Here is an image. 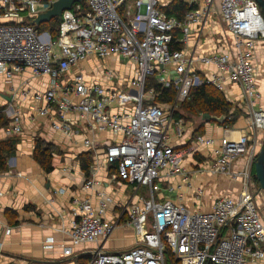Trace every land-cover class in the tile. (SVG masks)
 I'll return each mask as SVG.
<instances>
[{"label": "built area", "instance_id": "obj_1", "mask_svg": "<svg viewBox=\"0 0 264 264\" xmlns=\"http://www.w3.org/2000/svg\"><path fill=\"white\" fill-rule=\"evenodd\" d=\"M54 1L0 0V74L11 78L29 68L36 75L51 76V85L31 96L32 102H44L36 109L38 116L50 120L56 111H72L79 120L95 123L97 133H109V140L102 142V161L114 166L112 177L129 184L136 197L122 207L124 222L136 239L122 251L91 250L94 252L87 264H264V218L251 188L249 160L254 155L246 132L234 137L226 129L207 168L212 174L240 181L237 197L217 195L210 210L192 211L179 200L162 195L171 190L167 183L172 177L183 175V154L174 141L182 129L172 133L170 126L173 110L192 87L204 83L224 91L227 82L238 84L249 106L247 127L264 131V108L260 105L264 94L257 88L260 64L256 54L259 44H264V17L255 1L204 0L207 11L212 3L217 4L232 42L227 51L197 57L171 47L179 41L173 31L181 30L185 41L189 26L199 21L204 9L186 12L180 22L164 16L157 0H82L61 12L53 39L48 30L39 31L24 20L33 19ZM184 2L191 5L194 0ZM112 54L135 66L128 92L86 84L81 73L58 83L59 76L81 62ZM199 66L212 70L201 73ZM153 75L163 87L174 84L176 97L170 110L154 102V88L145 89L147 77ZM60 90L65 97H58ZM110 103H117L120 111L111 112ZM13 107L2 108L0 113L9 120L8 134L16 135L22 130V116ZM67 124L73 122L51 119L52 127L65 133ZM95 142L86 137L83 145L95 149ZM197 142L209 145L213 141L198 137ZM240 156L248 157L249 162L234 171L232 163ZM94 184L88 178L82 188L91 190ZM142 188L147 195H141ZM99 196L96 206L89 198L71 199L75 210L62 230L69 242L61 244L63 256L73 255V247L108 238L120 224L104 217L112 198ZM53 245L54 239L49 237L44 248Z\"/></svg>", "mask_w": 264, "mask_h": 264}, {"label": "crops", "instance_id": "obj_2", "mask_svg": "<svg viewBox=\"0 0 264 264\" xmlns=\"http://www.w3.org/2000/svg\"><path fill=\"white\" fill-rule=\"evenodd\" d=\"M171 1L167 0L163 3L162 0H157V6H165ZM193 3L197 5L198 11L205 8L204 0H194ZM213 7L218 12L219 21L225 26L217 4L212 3L208 11L203 10L205 12L201 14L199 21L189 26L185 41L181 30L173 31V35L175 32L179 35L175 39L179 40L177 43L182 44L180 50L186 55L197 57L212 52H224L230 48V43L224 39V33L210 24L209 17ZM226 34L231 40L227 29ZM260 48L262 47L258 46L257 50ZM125 62L129 65L122 72ZM261 65L257 75V88L264 94V72ZM209 68L199 66L201 73L208 71ZM134 70L135 66L132 62L112 54L100 60L90 58L83 61L78 66L72 67L67 74L59 76L57 81L63 84L74 74L81 73L86 84L98 83L106 90L118 89L128 92L130 88L127 84L135 73ZM211 70L212 68L209 71ZM150 77H147L148 80ZM154 77L157 80L156 76ZM51 83V76L36 75L29 68L23 69L11 78H5L0 74V108L14 106L22 116V130L19 134H8L6 129L9 121L5 126L0 125V141L9 138L14 141V151L5 162L6 168L0 170V264H80L78 261L80 256L91 257L89 254H83L85 250L101 248L109 252L122 251L132 245L136 239L133 229L126 221L124 222L126 214L122 212V207L134 201L136 197L132 196L129 184L120 183L112 177L114 166H107L102 161L101 146L103 141L109 140V133H97L95 123L79 120L78 114L72 111H56L51 118L73 122L72 125L67 124V133L54 129L51 119L37 115V107L44 105V102H32V93L45 91ZM224 87L222 92L227 100L231 102L233 108L241 112L236 122L232 126L225 127L214 121H202L200 118L201 130L195 139H190L182 133L174 138L183 154L181 161L183 175L172 177L167 183L171 190L164 191L173 193V197L170 198L179 200L192 211L210 210L215 196L237 197L241 190L240 181L231 180L227 175L212 174L207 171L213 159V150L219 146V140L226 129H230L234 137L243 132L250 136V148L254 155V158L249 160L251 174L254 159L264 144V131H254L247 127L249 106L241 87L232 82H227ZM69 96L73 97L72 94ZM58 97H65L63 91L58 92ZM173 104L160 106L164 110H170ZM260 105L264 108V101ZM108 106L113 113L120 111L117 103H110ZM173 122L170 126L172 133L178 128L181 129L177 122ZM90 124L94 126L90 128ZM86 137L96 139L93 145L96 146L95 149L85 148L83 140ZM198 137L213 142L209 145L201 144L197 142ZM37 139L51 144L54 148L53 170L49 173L45 172L33 158V148ZM110 139L115 141L114 136ZM85 155L90 159L88 175H85L80 168V157ZM247 159L248 157L240 156L232 163V169L241 170L246 161L249 162ZM88 178L95 182L91 190L82 188L83 182ZM254 184L256 189L258 188L256 192L253 189ZM251 188L255 195V203L264 218V193L253 179ZM99 195H109L112 198V203L104 217L120 221V224L108 238L73 247L75 251L73 255L63 256L61 244L66 246L69 242L62 230L68 226L75 210L71 199L89 198L90 203L96 206ZM141 195H147L145 188L141 189ZM8 229L9 231L6 232ZM49 237L54 239V245L51 249H45V240Z\"/></svg>", "mask_w": 264, "mask_h": 264}, {"label": "trees", "instance_id": "obj_3", "mask_svg": "<svg viewBox=\"0 0 264 264\" xmlns=\"http://www.w3.org/2000/svg\"><path fill=\"white\" fill-rule=\"evenodd\" d=\"M46 1V0H44ZM160 12L163 13L166 17H173L177 21H183L186 12L197 10L198 7L196 4L188 5L183 0H172L169 4L158 7ZM262 16L264 14L260 11ZM25 23H29L32 21L30 17H25ZM60 18H55L48 22V24L43 25H34L36 29L39 31L44 30V27H48V30L53 39H55L57 35V28L59 24ZM43 25V26H42ZM174 34V33H173ZM179 36L176 32L174 38ZM173 45V47H172ZM171 47L180 49L182 48L181 43H173ZM146 79L145 82V89H148L152 86L156 92V97L154 102L158 105H172L175 102L176 97V89L174 88V84H171L168 87H163L160 82H157L154 75ZM183 102V101H182ZM180 103V102H179ZM186 111L192 115L200 116L204 112H208L210 115L213 116H223V123L222 125L225 127L232 126L237 118L240 116V111L236 108H233L230 101L227 100L226 96L223 94L222 91L216 90L213 86L207 84H200L197 86L192 87L189 90L187 98L182 103ZM2 108H0L1 110ZM178 115H176V119ZM173 118V117H172ZM8 118H6L3 114L0 113V125L5 126L8 124ZM53 146L49 143L41 139H37L34 144L33 148V158L34 160L41 166V168L49 173L53 170L52 167V153H53ZM14 151V141L12 139H6L0 141V170L6 168L5 162L7 158L12 155ZM90 165V159L88 155L80 157V168L85 175H88ZM252 179L258 185L256 178L254 177V168L252 169ZM90 260V256H80L78 261L80 264H86L87 261Z\"/></svg>", "mask_w": 264, "mask_h": 264}, {"label": "rangeland", "instance_id": "obj_4", "mask_svg": "<svg viewBox=\"0 0 264 264\" xmlns=\"http://www.w3.org/2000/svg\"><path fill=\"white\" fill-rule=\"evenodd\" d=\"M162 1H163V3H165L167 0H162ZM46 10L47 9L40 10L38 12V14L43 13ZM55 18H59V17H55ZM55 18H53V19H55ZM53 19H51V20H53ZM209 21H210V24L212 26L216 27V29H219L224 33V39L226 42H228V43L232 42L230 39L227 38L226 28L219 21L218 12H217L216 8H214V7L212 8V14L209 17ZM41 24L46 25V24H48V22H43ZM48 27H49V25L47 27H44V30L48 29ZM259 46H261L262 48H260V50L258 49L256 54H257L259 61L262 64V65L261 64L260 65L262 66L261 68L263 69V72H264V44L261 43ZM125 64L126 65L124 66V68L121 69L122 72H124L125 68H127V66L129 65L128 62H125ZM183 102H184V100H183ZM183 102H180V103L178 102V104L176 105L175 111H173V113H172V117L175 120V122L178 123V125L181 127V129H183V131H181L182 134H186L187 136H189L190 139H195L201 130L200 116L192 115V114L188 113L182 104ZM176 115H178V117H177L178 119L175 118ZM253 189L255 192L258 189V188L256 189L255 184H254ZM163 195L167 196V197H173L174 194L171 192L164 191Z\"/></svg>", "mask_w": 264, "mask_h": 264}, {"label": "water", "instance_id": "obj_5", "mask_svg": "<svg viewBox=\"0 0 264 264\" xmlns=\"http://www.w3.org/2000/svg\"><path fill=\"white\" fill-rule=\"evenodd\" d=\"M259 9L264 14V0H254ZM74 2H82V0H55L49 8L43 13L37 14L31 21V24L38 25L43 22H49L55 17H60L61 12L65 9H69ZM202 121H214L216 123H223V116H213L208 112H204L200 115ZM254 177L256 178L260 190L264 193V144L257 153L254 162ZM94 251H87L86 254L93 253Z\"/></svg>", "mask_w": 264, "mask_h": 264}]
</instances>
